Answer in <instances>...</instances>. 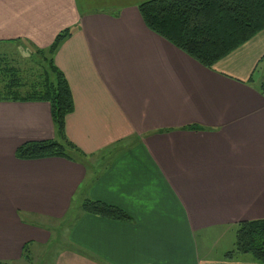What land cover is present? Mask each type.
<instances>
[{"label":"crops","instance_id":"obj_1","mask_svg":"<svg viewBox=\"0 0 264 264\" xmlns=\"http://www.w3.org/2000/svg\"><path fill=\"white\" fill-rule=\"evenodd\" d=\"M146 1L0 0L2 44L46 50L70 31L54 62L77 148L18 158L27 141L63 140L48 102L0 98L1 263L27 260L31 242L50 244V264H262L224 254L239 221L264 219V30L207 68L146 26ZM87 198L132 220L85 213Z\"/></svg>","mask_w":264,"mask_h":264},{"label":"trees","instance_id":"obj_2","mask_svg":"<svg viewBox=\"0 0 264 264\" xmlns=\"http://www.w3.org/2000/svg\"><path fill=\"white\" fill-rule=\"evenodd\" d=\"M138 9L150 30L207 68H213L264 30V0H148ZM69 34L66 29L57 35L48 49L35 50L40 58H34L37 69H29L34 75H28L25 68L13 65L8 58L0 59L5 82L0 86V98L48 102L53 122L63 140L27 141L16 150L20 159L70 158L69 152L77 151L65 134L66 117L74 107L72 90L65 74L54 62L59 44ZM259 89L264 94V81ZM81 209L115 221L132 220L123 208L101 200L84 199ZM24 251L28 259V244ZM239 254H248L264 264V219L237 223L235 248L226 252L224 257L232 259Z\"/></svg>","mask_w":264,"mask_h":264},{"label":"rangeland","instance_id":"obj_3","mask_svg":"<svg viewBox=\"0 0 264 264\" xmlns=\"http://www.w3.org/2000/svg\"><path fill=\"white\" fill-rule=\"evenodd\" d=\"M36 49L32 47L29 43L24 41H15L11 43H0V57L5 54L8 60H10V63L12 62L15 66H21L22 68H25V72L29 75H34V73L29 70L30 68H36L37 64L35 62L36 59H39V55L35 51ZM36 58V59H34ZM39 69V68H38ZM39 71V70H38ZM36 71V72H38ZM3 73L0 70V79H3ZM261 75H264V59L259 62V64L255 68V72L253 74V77L257 80L260 78ZM54 76V74H52ZM5 82H0V86L4 84ZM41 217H38V220H40ZM43 223L50 224L52 227H56L58 224V221L51 219L50 217H43L41 220ZM65 228V225L63 226V230ZM60 228L52 229V232L56 234L60 232ZM236 238V230H235V236ZM49 245H43V246H32V243H28V252L29 255H33V257L36 259H33V261L29 262V258L27 260H22L20 263L17 264H50L49 260H41V254L44 252L49 251ZM235 248V247H234Z\"/></svg>","mask_w":264,"mask_h":264}]
</instances>
